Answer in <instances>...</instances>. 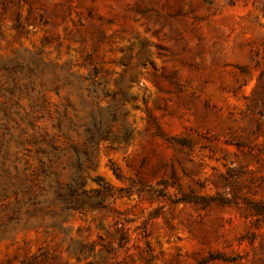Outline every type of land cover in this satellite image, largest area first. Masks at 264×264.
<instances>
[{
	"label": "rangeland",
	"instance_id": "obj_1",
	"mask_svg": "<svg viewBox=\"0 0 264 264\" xmlns=\"http://www.w3.org/2000/svg\"><path fill=\"white\" fill-rule=\"evenodd\" d=\"M30 80L132 136L84 164L104 208L13 219L1 128L0 264H264V0H0V111Z\"/></svg>",
	"mask_w": 264,
	"mask_h": 264
},
{
	"label": "trees",
	"instance_id": "obj_2",
	"mask_svg": "<svg viewBox=\"0 0 264 264\" xmlns=\"http://www.w3.org/2000/svg\"><path fill=\"white\" fill-rule=\"evenodd\" d=\"M44 86L42 82L36 85L30 80L17 88L22 89L17 95L8 87L12 108L0 111V129L7 130L12 121L16 132L14 136L9 131V141L14 140L15 144L11 151L9 147L13 167L12 173L9 170V180L13 178L9 190L15 199L9 218L13 219H17L23 209L28 218L39 215L55 220L59 215L54 207H59L61 212L77 211L84 206L104 208V201L113 196L110 187L100 178H93L101 189H83L84 164L91 160L98 142L126 143L132 136L131 130L124 126L119 133H111L109 123L115 118V109L90 113L88 121L77 125L69 117V100L66 106L58 107L46 98ZM53 90L58 91L57 87ZM24 92L30 99L28 109L21 105ZM34 92L36 95H31ZM44 119L50 121V127L41 125ZM79 136L83 137L81 144L76 139ZM7 152L8 147L0 141L4 159ZM63 177L67 180L63 181ZM199 200L202 199L189 202Z\"/></svg>",
	"mask_w": 264,
	"mask_h": 264
}]
</instances>
